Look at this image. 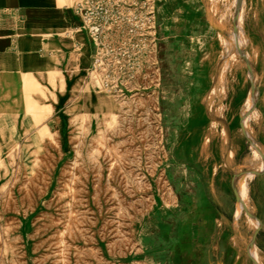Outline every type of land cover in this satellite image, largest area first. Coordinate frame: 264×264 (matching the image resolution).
I'll use <instances>...</instances> for the list:
<instances>
[{"label":"rangeland","instance_id":"374dc122","mask_svg":"<svg viewBox=\"0 0 264 264\" xmlns=\"http://www.w3.org/2000/svg\"><path fill=\"white\" fill-rule=\"evenodd\" d=\"M69 1L0 65V264H264V0Z\"/></svg>","mask_w":264,"mask_h":264},{"label":"crops","instance_id":"0c3cea01","mask_svg":"<svg viewBox=\"0 0 264 264\" xmlns=\"http://www.w3.org/2000/svg\"><path fill=\"white\" fill-rule=\"evenodd\" d=\"M69 0H0V65L27 73L52 68L48 56L70 42L60 35L78 18ZM65 33V32H64Z\"/></svg>","mask_w":264,"mask_h":264},{"label":"built area","instance_id":"2783aa9c","mask_svg":"<svg viewBox=\"0 0 264 264\" xmlns=\"http://www.w3.org/2000/svg\"><path fill=\"white\" fill-rule=\"evenodd\" d=\"M99 10H100V7H99ZM92 29H93V33L95 35V46H96L95 53L97 54V53H99V50L101 48V45H100L101 44V40H100L101 39V36H100L101 25H100V22L95 23L93 25ZM96 60H98V59H96Z\"/></svg>","mask_w":264,"mask_h":264},{"label":"bare ground","instance_id":"6f19581e","mask_svg":"<svg viewBox=\"0 0 264 264\" xmlns=\"http://www.w3.org/2000/svg\"><path fill=\"white\" fill-rule=\"evenodd\" d=\"M238 180H240V183H241L242 185H244L243 175H241V176L239 177ZM241 194H242V193H241ZM242 196H243V194H242ZM242 199H243V197H242ZM239 206H240V205H238V207H239ZM238 207H237V208H238ZM249 254H250V256L254 259L252 248H249Z\"/></svg>","mask_w":264,"mask_h":264},{"label":"water","instance_id":"95a60500","mask_svg":"<svg viewBox=\"0 0 264 264\" xmlns=\"http://www.w3.org/2000/svg\"><path fill=\"white\" fill-rule=\"evenodd\" d=\"M240 127H241V129H242V124H241V122H240ZM233 193H234V197H235V199L237 198V192L235 191V190H233ZM254 234H255V231L253 232V237H254Z\"/></svg>","mask_w":264,"mask_h":264}]
</instances>
